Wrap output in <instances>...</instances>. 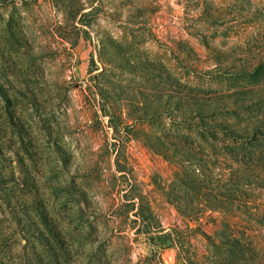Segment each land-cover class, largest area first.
<instances>
[{
  "label": "rangeland",
  "instance_id": "obj_1",
  "mask_svg": "<svg viewBox=\"0 0 264 264\" xmlns=\"http://www.w3.org/2000/svg\"><path fill=\"white\" fill-rule=\"evenodd\" d=\"M0 264H264V0H0Z\"/></svg>",
  "mask_w": 264,
  "mask_h": 264
}]
</instances>
